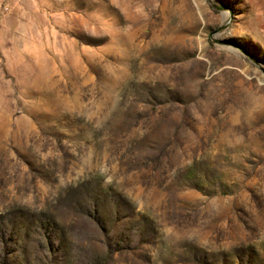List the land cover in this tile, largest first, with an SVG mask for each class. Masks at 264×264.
Returning a JSON list of instances; mask_svg holds the SVG:
<instances>
[{
    "label": "rangeland",
    "instance_id": "1",
    "mask_svg": "<svg viewBox=\"0 0 264 264\" xmlns=\"http://www.w3.org/2000/svg\"><path fill=\"white\" fill-rule=\"evenodd\" d=\"M0 264H264V0H0Z\"/></svg>",
    "mask_w": 264,
    "mask_h": 264
}]
</instances>
